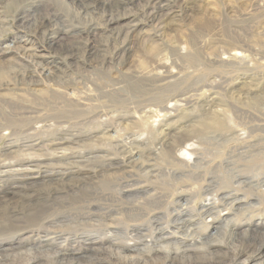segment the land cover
Wrapping results in <instances>:
<instances>
[{"label": "bare ground", "instance_id": "bare-ground-1", "mask_svg": "<svg viewBox=\"0 0 264 264\" xmlns=\"http://www.w3.org/2000/svg\"><path fill=\"white\" fill-rule=\"evenodd\" d=\"M23 1L12 0L8 5L17 10ZM80 1L84 9L98 4L101 8L111 10L114 5H119L125 0ZM48 2L60 7L69 17L68 9L62 8L59 0H46L40 4L39 11L44 15L37 16L35 20L39 23L37 29L42 30L44 34L49 32L51 21L47 13L52 5ZM178 2L179 6L185 7L189 1ZM152 3L153 8L158 7L156 12L153 11L154 21L166 26L170 18L174 19L175 11L172 6H158L156 0ZM58 34H47L50 36V44L57 48L60 44L62 46L63 40L65 42V37L61 38ZM248 45L250 47V44ZM235 47H221L223 51L213 55L215 58L213 57L212 63L220 65L222 60L243 57L245 53L242 56L243 52L240 53L237 49L239 47ZM96 48L95 45L91 47L92 51L98 50ZM68 54L73 56V51ZM158 55L159 53L154 54V59H157ZM245 55L247 58L248 54ZM153 64L151 63L152 75L157 81L163 82L169 78L160 76L168 72L164 69L169 66L155 60ZM22 68L27 70L30 77L37 75L46 80L51 77L53 67L52 64H46L38 53H29L28 48L24 46H8L0 51V103L11 106L12 113L22 118L8 120L1 126L3 130L12 133L1 137L8 138L9 141L3 152L7 159L0 160V186L3 187L0 188V194L3 192L4 195L0 197V238H10L12 242L15 240L13 238H22L23 235L17 236L18 233L24 232L26 236L35 235L37 238L46 233L44 242L55 245V251L46 248L47 250L40 251L39 256L37 253V257L29 259L27 264H42L41 259L44 257H50L53 264L79 263L83 259H87L90 264H264V220L255 222L247 217L238 222L241 218L238 221L231 219L251 211H260L264 204V172H254L257 175L240 172V169L252 172L257 166L253 167L251 164L254 165V162L261 161L260 159L264 160V97L261 93H254L252 98L259 102L260 115H254L258 125L249 131L239 132L238 127L232 126L231 120L228 122L226 117H220L219 120V112L216 113L218 119L213 120L216 122L211 123L209 127H197L194 124L196 119L192 124L181 127L180 133L178 128L175 131L171 129L172 123L169 122L160 123L158 128L152 123L150 127L147 124L149 122L145 120L151 116L152 110L144 109L142 115H135L142 121L143 126L140 128L143 135L132 134L124 139L121 136L122 130L119 129L123 127L121 121H129L127 117L120 115V111H112L111 116L89 118L96 108V102L95 105L90 104V96L80 94L82 92L79 93L72 85L51 89L53 101L59 98L62 102L49 103L52 106L46 111L59 112L61 117H51L54 116L51 114L48 115L51 118H46L47 120L40 116L32 117L39 112V107H27L25 103L26 106L19 105L18 100H24L28 96L17 94L15 88L5 84L7 78L23 77ZM39 86L36 84L31 88L34 94L51 100L48 96L51 93L50 86L44 89L37 88ZM243 88L238 90L241 92ZM247 95L250 97L251 94ZM188 99L190 98L174 100L175 102L170 103L164 110L167 112L169 109L180 108L181 104L178 103L181 101H186L189 105L191 100ZM50 100L47 102H51ZM168 116L166 115L167 118ZM81 117L82 120L75 121ZM61 118H70L72 126L70 124L71 127H67L65 121H59ZM49 121L50 123H47ZM32 122L42 124H34L35 127L25 130V125ZM129 125V122L126 123L123 129L129 128ZM85 129L87 132H84ZM256 132L260 135L252 138ZM160 136L162 138L159 139ZM42 137L48 139V144L42 143L36 148L35 142ZM64 141L68 142L65 146L62 143ZM229 142H235L236 145L228 148L225 154L220 144ZM134 146L136 148L131 151L129 158L109 160L113 152L123 153L125 148ZM127 168H137L140 174L134 175ZM34 177H41L40 185H44L41 186L42 189L33 187ZM65 177L68 179L65 180ZM152 177L156 181L152 182ZM161 177L173 181L182 180L183 185L178 186L179 188L176 186L171 193L173 189L170 191L167 184L162 183L157 187V180ZM140 180H147L152 187L157 185V189L140 191L141 189L136 188L141 183ZM68 181L74 184L71 185ZM250 197L252 200L248 202ZM224 212L228 215L222 217ZM150 213L154 214L149 216ZM145 223L149 224L147 231L152 233L149 238H144L142 234ZM223 224L230 228L231 233L239 231L237 235L240 238H202L208 231H214L216 234L219 226ZM94 233L98 234L97 238L90 241L86 239ZM35 241L36 239L24 241L31 247L28 251L35 248ZM44 242L42 241L43 244ZM8 251L10 249H0V255L7 256Z\"/></svg>", "mask_w": 264, "mask_h": 264}, {"label": "rangeland", "instance_id": "rangeland-1", "mask_svg": "<svg viewBox=\"0 0 264 264\" xmlns=\"http://www.w3.org/2000/svg\"><path fill=\"white\" fill-rule=\"evenodd\" d=\"M11 1L12 0H0V51L8 46H24L28 48L29 53H38V55L42 56V60L46 64H52L53 67L51 77L46 80L44 77H39L37 75L30 77V74H28V72H26L27 70L24 68H22L23 77L15 76L16 78L14 79H6L5 84L9 85L11 88H15L17 94H21L23 97L28 96L25 99L23 98L24 100L19 99V105L22 104L21 106H26L25 104H27V107H39V112L32 117L40 116L44 118V120L56 116L61 117L59 112L46 111L49 109L48 107L52 106V102H62V100H58L59 98L53 101V87L60 88L64 85H72L79 93L82 92L80 94L90 96V104L93 103V105H95L96 102V108L92 112V116L89 115V118L95 117L96 119H100L101 116H103L102 118L107 115L111 116L112 111H120V115L127 117L126 119L129 121H121L123 127L119 129L123 131H121V136L124 139L127 138V136H132V134L138 135V133H140L139 135H143L141 129L143 126V124H141L142 121H139L135 115H142V110L144 109L152 110L151 116L145 120L149 122L147 124H149L150 127L152 123L158 128L160 123L169 122L172 123L170 128L174 129V131L178 128L177 131L179 133L181 132V127L192 124L195 119L194 124L197 125V127L204 128L207 125L209 127V125L214 122L213 120H217L218 117L219 120L221 119L220 117L223 119L225 117L228 118V122L231 120L232 126L238 127L237 129L239 132L249 131L251 128L254 129L255 126V128H257L258 122L255 121L254 115H260V113H258L259 102L252 98H254V93H261L262 97H264V46L262 47V45H264V0H187L189 2L185 7L179 6V0H156L158 6L166 8L167 5H169V7L172 6L171 8H174L175 12L173 17L175 20L170 18L171 20L169 19L168 22L169 25L167 24L166 26L160 25L157 21L152 19L153 13L158 10V7L153 8L152 2L154 0H125L119 5H114V8L111 10L108 8H101L98 4H93L91 8L84 9L80 0H59L62 8L68 9L69 17L60 10V7L58 8L52 5L51 2H48L52 6L47 13V17H50L51 21L50 26H48L49 32L46 34H44L42 30L39 31L37 29L39 23L35 20L37 16L44 15L42 11H39V5L43 4L46 0H24L21 4L19 3L20 5H18L19 7L17 10L16 8L11 9L9 7L8 4ZM204 25L209 27V29H207L206 26L205 28ZM49 33H52V35H54V33H59L58 35L61 38L65 37V42L64 40L61 42L63 43L62 46L60 44L57 48V46L50 44V36L47 35ZM246 42H249L248 44H250V47ZM230 44L234 47L236 46L235 48L238 46V51L240 53L243 52L242 56L245 53L248 54V57L246 58L244 54L243 57L245 58L241 56L240 57L243 59L237 57L239 58L238 61L237 58L225 59L222 60L223 63L220 64L221 67L220 65H214L212 63L215 58L214 56L223 51L221 47L227 46L228 48L231 46ZM240 44L243 45V48ZM92 45H95L98 50L92 51ZM251 47L256 51L253 48L251 49ZM241 48L243 50H241ZM244 48L246 49L244 50ZM70 51H73V56H69L68 53ZM151 51L157 54L159 53L157 59H154V54L156 53L153 54ZM150 53L153 54V57ZM252 56H254V58ZM211 57L212 59H210ZM153 60H155V62H164L165 66H169L164 69V71L168 72L160 75L163 78L169 77L168 79L163 82H159L155 79V76L152 75ZM226 60H228V62ZM151 63L153 64L152 67ZM161 72H163V70H161ZM36 84H39L40 86L37 88L41 89L50 86L49 92L51 93L48 96L51 97V100L49 99L51 102H47L49 100L37 97L34 94L31 88ZM243 86L245 87L243 88ZM241 87L243 89L240 92L238 89ZM183 93H186V95H183ZM247 93L251 94L250 97ZM183 97L190 98L188 100H191V103L188 105L186 101H181L178 103L181 104L180 108H176V110L169 109L170 111H168L170 113L164 110L171 105L170 103L173 104L179 98L184 99ZM15 98L17 99V97ZM249 98L252 100H249ZM34 102L36 105H34ZM147 106L148 108H145ZM11 110V106L0 103V124L2 123L0 128L1 126L3 127L8 120L15 121L16 118L22 119L20 116H15ZM132 111L137 112L133 115ZM218 112L221 116L216 114ZM186 113L189 114L187 115L190 116V118L185 115ZM50 114L54 116L49 117ZM165 114L167 116L169 114L168 118ZM181 116L184 117L181 118ZM82 119L83 117L75 121H80ZM59 121H65L67 127L72 126L70 118H61ZM128 122L130 124L129 128L123 129ZM32 123L25 125V130L28 128V130H30L35 127V125L42 124L37 122ZM47 123H50V121ZM132 123L134 124L131 129ZM201 124L205 125L203 126ZM135 128L137 130H135ZM133 129L135 132H133ZM70 130L75 131L73 128H70ZM84 132H87V129H85ZM10 133H12V131L0 129L1 161L7 159L3 156V152H5L6 144L9 141L8 138L1 139V137L8 136ZM256 135L258 136L260 133H254L252 138L253 136L257 137ZM160 138L162 137L160 136L159 139ZM47 141L48 139L46 140L42 137L38 142H35V144H37L36 148L42 143L48 144ZM21 142L22 141H20V143ZM62 143H64L65 146L68 142L64 141ZM220 145H222L221 150L226 154L227 150H229L228 148L235 147L236 143L229 142L228 144L221 143ZM135 148V146L133 148H125L123 153L113 152L109 160L118 161L122 159L121 157H126L127 159V157L129 158V156H131V151ZM260 160L261 161H255L254 165L251 164L253 167L257 166L254 171L249 172L240 169V172L250 174L254 172H257V174L260 172L263 173L264 160ZM73 170L75 171L76 169ZM127 170L129 172L131 171L130 173L134 175L135 173L137 175L138 173L140 174L137 168H127ZM41 177L33 178L35 182L33 187L37 190L44 187V185H40ZM68 177H65V180H67ZM94 180L97 181V179ZM151 181H156V179L152 177ZM170 181L175 182L172 183ZM174 181L161 177V179L157 180L158 186L155 185L152 187V185L147 183V180H140L141 183L137 185L136 188L139 190L141 189L140 191L156 190L157 187H160L159 184L163 183L167 184L171 191L173 188L175 189L176 186V188H179L183 185L181 182L182 180ZM68 183L71 185L74 184L69 181ZM0 188L3 187L0 186ZM240 195L242 197L243 193ZM0 197H4L3 192L0 194ZM250 200H252V197L249 198L248 202ZM262 205L260 211H251L252 214L245 213V217L238 216V218L231 217V219L238 221L241 218V220L238 221L241 222L248 217L255 222L263 221L264 204ZM154 213H150L149 216ZM225 214L226 212L222 213V217H225ZM148 228L149 224L143 227L144 231L142 234L144 238H149L148 236L152 234L147 231ZM217 231L216 234L214 231H211V233L208 231L202 238H240V236L237 235L239 231L231 233L230 228L226 227L225 224L220 225ZM24 234V232L18 233L17 236L23 235L22 238H13L15 240L12 242H10V238H0V249H10V251L6 253L7 256L0 255V264H27L29 259L39 256L40 251L43 252L49 248L52 249L51 251H55V245L44 242L46 233H43L39 238L35 237V235H33V237L32 235L26 236ZM97 237L98 234L94 233L86 237V239L90 241ZM28 239L30 241L36 239V241L33 242L35 248L31 251H28L31 247L27 246L24 242ZM86 261L87 259H83L79 263L74 262L68 264H90L89 261H87V263ZM41 263L53 264L50 257H44L41 259Z\"/></svg>", "mask_w": 264, "mask_h": 264}]
</instances>
